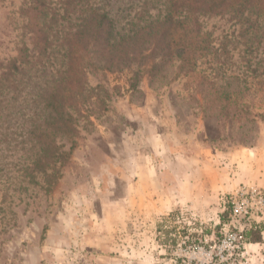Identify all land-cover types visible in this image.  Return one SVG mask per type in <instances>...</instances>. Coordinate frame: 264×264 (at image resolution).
Masks as SVG:
<instances>
[{"label": "rangeland", "instance_id": "1", "mask_svg": "<svg viewBox=\"0 0 264 264\" xmlns=\"http://www.w3.org/2000/svg\"><path fill=\"white\" fill-rule=\"evenodd\" d=\"M94 4L122 35L161 19L165 8L164 0H0V264H264V212L251 219L245 232H256L250 239L244 232L242 248L221 245L236 229L228 225L226 200L241 191L264 194V107L254 108L250 121L205 107L177 77L173 59L153 74L136 64L122 73L88 67L92 93L72 112L77 134L57 137L69 152L59 180L47 192L43 176L35 185L19 170L18 158L30 165L36 148L24 143L19 153L2 134L30 116L32 130L48 113L40 111L52 78L66 69V40ZM200 23L216 47L230 44L224 72L215 62L199 68H214L228 90L251 81L243 80L251 57L232 15ZM39 28L54 58L34 57L12 70L20 50L32 55L42 46L34 41ZM257 50L256 59H264V41ZM186 195L191 200L180 205Z\"/></svg>", "mask_w": 264, "mask_h": 264}, {"label": "trees", "instance_id": "2", "mask_svg": "<svg viewBox=\"0 0 264 264\" xmlns=\"http://www.w3.org/2000/svg\"><path fill=\"white\" fill-rule=\"evenodd\" d=\"M164 6L161 19L145 22L124 35L118 33L115 20L98 4L88 7L71 39L66 40L67 48L62 55L67 59L66 69L55 71L57 75L51 80L50 91L40 111L48 113L32 130H29L30 116L8 128L7 134H2L3 139L15 142L19 153L24 150L20 147L24 143H30V149L36 148L30 165L27 157L24 160L18 158L22 162L19 170L30 183L38 185L37 177L43 176L47 180L43 189L49 192L61 177L60 170L67 163L69 152L63 151L64 146L57 143V137L71 141L77 134L72 112H78V102L92 93L87 88L88 67L97 72L122 73L136 64L143 67L139 70L147 69L146 73L153 74L173 59L177 63V77L185 79L194 88L205 107L217 105L225 117L247 121L256 116L254 108L264 107V65L261 64L264 59H256L257 48L264 41V0H164ZM32 11H38L37 7ZM226 14L236 20L239 38L245 41L244 52L255 60L253 64L251 59L246 62L248 74L243 73V80L248 75L252 80L244 81L243 86L234 90L218 84L216 74H212L214 68L210 67L208 72L199 68L202 64L215 62L216 69L224 72L223 61L227 58L230 41L221 40L216 47L212 35L202 29L200 19ZM36 40L42 46L35 45L32 55L28 49L20 50L10 66L12 70L18 71L34 57L40 59L47 55V61L54 58L55 51H49L52 47L49 35L41 28L34 32ZM221 57L225 59L221 60ZM96 100L99 99L95 97ZM95 102L88 103L84 110L88 117L94 106L89 104ZM97 104L98 109L105 110V106L101 108L100 100ZM254 232L251 227L245 235L250 239Z\"/></svg>", "mask_w": 264, "mask_h": 264}, {"label": "built area", "instance_id": "3", "mask_svg": "<svg viewBox=\"0 0 264 264\" xmlns=\"http://www.w3.org/2000/svg\"><path fill=\"white\" fill-rule=\"evenodd\" d=\"M225 204L230 209L228 225H232L236 229L224 237L221 245L222 247L233 245L240 249L246 240L244 232L251 226V219L262 215L264 212V194L256 190L241 191L228 198ZM182 243L184 244V242ZM218 249L221 252V249ZM215 256H220V254H215Z\"/></svg>", "mask_w": 264, "mask_h": 264}, {"label": "crops", "instance_id": "4", "mask_svg": "<svg viewBox=\"0 0 264 264\" xmlns=\"http://www.w3.org/2000/svg\"><path fill=\"white\" fill-rule=\"evenodd\" d=\"M191 200V196L190 195H186L184 198H181L178 202L181 205L182 202L188 203ZM225 204V203H224ZM177 205L178 204H174L173 205V211H175L177 209ZM180 207H186L187 209H192L191 207H188L187 204L180 206ZM181 209V208H180ZM174 213V212H173Z\"/></svg>", "mask_w": 264, "mask_h": 264}]
</instances>
